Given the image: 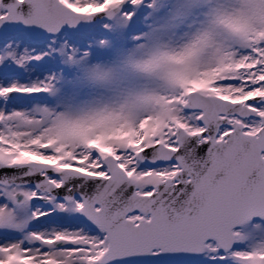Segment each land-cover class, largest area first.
<instances>
[{"label": "snow or ice", "instance_id": "6c2138e0", "mask_svg": "<svg viewBox=\"0 0 264 264\" xmlns=\"http://www.w3.org/2000/svg\"><path fill=\"white\" fill-rule=\"evenodd\" d=\"M0 264H264V0H0Z\"/></svg>", "mask_w": 264, "mask_h": 264}]
</instances>
